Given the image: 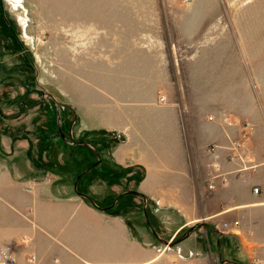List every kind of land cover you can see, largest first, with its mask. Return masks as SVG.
<instances>
[{
	"label": "rangeland",
	"instance_id": "1",
	"mask_svg": "<svg viewBox=\"0 0 264 264\" xmlns=\"http://www.w3.org/2000/svg\"><path fill=\"white\" fill-rule=\"evenodd\" d=\"M155 83L168 85L156 91ZM207 83H221L219 90L222 83H248L244 100L258 102L253 83H264V0H22L17 9L0 0V160L4 139L13 153L24 143L36 168L71 187L98 161L91 149L72 146L61 163L52 162L54 149L64 145L50 94L76 114L74 138L90 143L103 166L114 169L108 177L94 167L78 185L102 207L122 192L137 191L142 180L138 169L111 166V152L124 140L113 129L119 107H127L119 101L154 91L166 99L169 92L192 165L191 118L210 113L206 108L214 104ZM193 87L199 90L192 100ZM62 114L67 130L74 115L67 109ZM119 173L123 177L111 183ZM154 205L148 216L159 238L147 226L142 198L126 196L110 210L128 227L125 239L140 243L146 255L167 264H256L254 246L240 245L230 228L220 246L221 223H212L218 232L193 226L198 223L181 230L174 213ZM186 236L173 247L159 240L175 243ZM85 249L88 260H97ZM104 252L100 259L114 262ZM121 256L119 264H128Z\"/></svg>",
	"mask_w": 264,
	"mask_h": 264
},
{
	"label": "crops",
	"instance_id": "2",
	"mask_svg": "<svg viewBox=\"0 0 264 264\" xmlns=\"http://www.w3.org/2000/svg\"><path fill=\"white\" fill-rule=\"evenodd\" d=\"M222 84L219 90L221 83H207V98L214 101L206 108L210 113L201 111L191 118L192 165L170 93L164 102L156 94L168 83H155L151 95H127L126 101H119L127 107H119L114 119L113 129L124 140L113 148L111 166L140 170L137 192L158 205V211L174 213L181 230L198 223L193 226L209 233L218 230L214 221L221 223L218 243L230 228L240 245L254 246L256 264H264V83H253L258 102L252 95L249 102L244 100L248 83ZM198 90L193 87L192 100ZM224 115L233 126L223 122ZM245 123L250 131L243 130ZM235 140H245L243 162L230 160L236 154L230 151ZM3 147L9 158L3 155L0 160V248H9L19 264H26L30 255L37 257V264H119L120 252L124 263L167 264L160 256L146 255L140 243L125 239L128 227L122 220L93 207L60 177L36 168L24 143L15 153L8 139ZM18 155L26 159H16ZM209 172L222 174L226 181L217 179L209 191ZM87 245L97 260L87 259ZM105 249L114 262L100 259Z\"/></svg>",
	"mask_w": 264,
	"mask_h": 264
},
{
	"label": "flooded vegetation",
	"instance_id": "3",
	"mask_svg": "<svg viewBox=\"0 0 264 264\" xmlns=\"http://www.w3.org/2000/svg\"><path fill=\"white\" fill-rule=\"evenodd\" d=\"M51 100H53L52 98H51ZM54 101V100H53ZM55 105H56V108H57V128H58V134H59V138H60V140L62 141V143H63V145H64V147H62V148H59V147H56L55 149H54V156H55V158L54 159H52V162L53 163H55V164H59V163H61L62 162V160H61V158L60 157H63L67 152H68V150H69V148H71L72 146H75V147H83V148H88V147H86V146H84V145H81V144H76V143H80V142H84V143H88V142H85V141H80V140H77V139H75L74 138V136H73V127H74V124H75V122H77V118H76V114L74 113V111H73V109L70 107H66L65 105H67V104H64V103H61L60 105H57V103L54 101L53 102ZM68 110V111H70V112H72L73 113V115H74V119H73V121H72V123H71V125H69V128L66 130L65 129V125H64V119H63V111L64 110ZM90 144V143H89ZM91 145V144H90ZM92 146V145H91ZM93 147V146H92ZM95 150H97L95 147H93ZM92 151V150H91ZM93 152V151H92ZM94 153V152H93ZM99 153V152H98ZM96 156V155H95ZM97 157V156H96ZM97 163V162H96ZM104 164H103V161H102V164L101 165H97L96 167H95V169H97L99 172H100V174L102 175V174H108V175H106V176H111V173H113V172H111V170L107 167V166H103ZM93 170V169H92ZM91 170V171H92ZM90 173V172H89ZM88 173V174H89ZM81 174V173H80ZM80 174H78L77 175V177L80 175ZM87 174V175H88ZM87 175H85L84 177H86ZM77 177H75V179H74V182H75V180L77 179ZM84 177H82L80 180H82ZM80 182V181H79ZM78 185H79V183H78ZM132 191V190H131ZM125 192H130V191H125ZM125 192H122L121 194H123V193H125ZM135 192V191H134ZM119 196V195H118ZM117 196V197H118ZM125 196H127V195H124V196H122L116 203H115V201H116V199L117 198H115V201L113 202V204L115 203V205H111V206H109V207H106V208H109L107 211H109V210H111L112 208H116L117 207V204L119 203V201L122 199V198H124ZM136 196V195H135ZM138 197H140V198H142L143 199V201H144V207H145V200H144V198L142 197V196H138ZM99 205V204H98ZM100 206V205H99ZM144 207H143V210H144ZM144 213V212H143ZM147 214H148V209H147ZM145 216V215H144ZM148 218H149V216H148ZM149 221H150V219H149ZM147 222V221H146ZM150 224H151V222H150ZM147 226L149 227V225H148V223H147ZM150 228V227H149Z\"/></svg>",
	"mask_w": 264,
	"mask_h": 264
},
{
	"label": "built area",
	"instance_id": "4",
	"mask_svg": "<svg viewBox=\"0 0 264 264\" xmlns=\"http://www.w3.org/2000/svg\"><path fill=\"white\" fill-rule=\"evenodd\" d=\"M184 1H190V0H184ZM162 102L165 101V97H161L160 99ZM212 119V118H210ZM224 123H227V126H233L232 120L230 116L224 115L222 118ZM245 128L243 130H251L252 127L249 123H245ZM244 141L245 140H235L232 143V146L230 148L231 152H235L236 154H231L230 160H239L240 162H243V156L241 155V150L244 148ZM244 169V168H242ZM221 178L224 182L226 181L225 177L222 174H216L213 172H209V179L210 183L208 185L209 190H214L215 189V181L217 179ZM254 193H259V189L255 188ZM238 223L236 222L235 225ZM224 227H228V224H225ZM37 263V257L35 255H30L26 259V264H36ZM0 264H19L17 259L14 257L12 254L11 250L9 248H0Z\"/></svg>",
	"mask_w": 264,
	"mask_h": 264
},
{
	"label": "water",
	"instance_id": "5",
	"mask_svg": "<svg viewBox=\"0 0 264 264\" xmlns=\"http://www.w3.org/2000/svg\"><path fill=\"white\" fill-rule=\"evenodd\" d=\"M49 97L52 98V99L57 103V105H60V104H61V103H59L58 101H56V99H55L52 95L49 94ZM61 105H62V104H61ZM65 106H66V107H69L68 105H65ZM69 108H70V107H69ZM76 144H81V145H84V146L88 147L89 149H91V150L94 152V154L97 156L98 161H97V163H95L94 165H92L91 167H89L88 169H86L85 171H83V172L77 177V179H76L75 182H74V190H75V193H76L79 197L83 198V199L86 200L88 203H90L93 207H95V208H97L98 210L102 211L103 213H106V214H107V210H108L109 208L99 206L98 203H97L94 199L91 198V196H89V195H87V194H84V193H81V192L78 190V183H79L80 179H81L82 177H84L85 175H87L89 172H91V170H92L94 167H96L97 165H101V164H102V159H101V157H100V154H99L98 151L95 150V149H94L89 143L80 142V143H76ZM124 195L143 196L141 193H139V192H137V191H135V192H134V191L125 192V193H123V194H120V195L117 197L115 203H116V202H117L122 196H124ZM144 199H145L144 215H145V217H146V221H147V223H148V225H149L151 231L155 234V236H157V237L159 238V235L157 234V232L154 231V230L152 229V226H151L150 221H149V218H148V214H147V209H148V205H149V204H148V200L146 199V197H144ZM115 203H114L113 205H115ZM192 230H193V229L191 228V229H190V232H191ZM214 231H216V230H214ZM216 232H218V231H216ZM221 237H222V234H220V238H221ZM186 238H187V236L184 237V238H182V239H180V240H178V241H176L175 243L168 242V241H164V240H161V239H159V240H160L162 243H164L167 247H173V246L176 245L177 243H180V242L184 241ZM218 245H219V243H218Z\"/></svg>",
	"mask_w": 264,
	"mask_h": 264
},
{
	"label": "trees",
	"instance_id": "6",
	"mask_svg": "<svg viewBox=\"0 0 264 264\" xmlns=\"http://www.w3.org/2000/svg\"><path fill=\"white\" fill-rule=\"evenodd\" d=\"M120 175H121V174L119 173V174H117V178H115V179H114V178H111V179H110V182H111V183H115V182H117V181H118L117 179L123 177V176H120ZM102 176H103V174H102ZM107 178H108V177H107ZM78 188H79V186H78ZM80 192H81V191H80ZM81 193H84V192H81ZM84 194H85V193H84ZM127 196H131V197L134 196V197H135V195H127ZM125 197H126V196H125ZM125 197H124V198H125ZM142 197L144 198L145 196L143 195ZM144 200H145V199H144ZM148 204L151 205V204H152V201L148 200ZM100 206H101V205H100ZM101 207H102V206H101ZM107 214L112 215V216H117V215H118V212H117V213H112V214H111V212H110V210H109V211H107Z\"/></svg>",
	"mask_w": 264,
	"mask_h": 264
},
{
	"label": "bare ground",
	"instance_id": "7",
	"mask_svg": "<svg viewBox=\"0 0 264 264\" xmlns=\"http://www.w3.org/2000/svg\"><path fill=\"white\" fill-rule=\"evenodd\" d=\"M21 2L22 0H11V3L13 4L14 7H16V9L18 8L19 4H21Z\"/></svg>",
	"mask_w": 264,
	"mask_h": 264
}]
</instances>
